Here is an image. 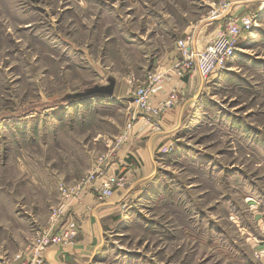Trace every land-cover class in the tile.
Here are the masks:
<instances>
[{"label":"rangeland","instance_id":"1","mask_svg":"<svg viewBox=\"0 0 264 264\" xmlns=\"http://www.w3.org/2000/svg\"><path fill=\"white\" fill-rule=\"evenodd\" d=\"M91 2L0 0V264L36 261L30 244L59 186L112 149L153 70L149 35L103 26ZM241 12L257 18L241 55L199 92L86 264H261L249 240L251 206L264 211V7Z\"/></svg>","mask_w":264,"mask_h":264},{"label":"crops","instance_id":"2","mask_svg":"<svg viewBox=\"0 0 264 264\" xmlns=\"http://www.w3.org/2000/svg\"><path fill=\"white\" fill-rule=\"evenodd\" d=\"M91 1L93 2L88 3L91 5V9L102 12L92 15V17L103 20V26L131 27L124 33L135 39L138 38L140 42H144V37L149 35L148 41L154 45L151 69L162 73L158 82L159 88L150 97L152 104H159L173 91L179 94L181 102L167 109L156 119L148 115L137 116L140 112L137 109L133 111L132 117L135 115L136 118L127 140L119 142L118 138L122 132L117 134L114 146L103 155L106 158L101 166V172L97 173L95 180L83 190L82 204L74 203L75 213L72 216L79 220L81 226L75 244L66 247H49L43 256L45 264H86L91 261L92 256L102 244L105 227L111 226L114 218L123 216L125 202L142 191L141 187L153 178L155 173L154 157L157 149L171 141L184 117L196 104L199 92L205 88L206 83L199 74H187L183 77L177 74L181 54L178 56V53L173 49L176 40L189 36L191 47L196 50L205 46L217 29L225 24L223 18H218L212 23L207 20L206 14L214 0ZM253 6L238 1L233 6V12L242 13L241 11H247ZM139 26L140 28L146 27V30L141 32L138 29ZM134 42L136 41L134 40ZM199 43L202 45L199 46ZM238 49L243 50L242 46L240 48L238 46ZM239 55L241 54L235 53L231 62ZM153 70L152 72H154ZM140 73L141 75H136L137 78L141 83H146L147 77L143 76L144 72L140 71ZM96 162L91 166L89 172L96 167ZM117 174H125V185L116 189L111 196L101 202L97 198L96 187ZM59 178L65 179L70 184L78 181L71 176L63 178L62 175ZM252 204L250 203V205ZM254 207L258 206H254V204L251 206L254 211L256 230L254 233L252 232L254 236L249 241L255 256V251L264 247V211L258 213ZM45 220V216H39L37 223L39 222L41 225ZM257 259L261 264H264V255ZM24 261L12 260V264H24ZM26 263L28 264V262ZM29 264L38 263L33 261Z\"/></svg>","mask_w":264,"mask_h":264},{"label":"built area","instance_id":"3","mask_svg":"<svg viewBox=\"0 0 264 264\" xmlns=\"http://www.w3.org/2000/svg\"><path fill=\"white\" fill-rule=\"evenodd\" d=\"M238 1H241L243 4H256L259 8L264 7V0H221L217 6H212L207 20L212 23L218 18H223L225 24L217 29L216 33L201 50H194L191 47L190 37L177 41V48L181 53V60L178 64L180 67L177 69L178 75L183 77L187 74L197 73L207 83L234 56L240 40L252 30V27L257 22L255 12L243 14L233 12V6ZM161 74L156 71L151 72L148 83L139 85L133 97V102L139 112L152 116L155 119L160 117L167 109L181 102L179 94L173 91L159 104H152L150 97L159 88L158 82ZM135 118L136 116L134 115L130 119L126 129H124L118 138L119 142L127 140L133 128ZM105 158V156H101L96 162V167L79 183L72 186L66 184L59 186L60 201L52 208L48 224L35 233L30 244L31 250L36 255V262L38 264H45L44 259H42L43 253L49 247H66L75 244L81 226L79 220L72 216L75 213L74 203L82 204L81 194L88 184L95 180L96 174L101 172V166ZM137 163H139L138 160ZM125 183V174H119L103 181L101 185L96 187L97 198L100 201H105L116 189L124 186ZM262 255H264V247L258 248L255 251L256 258H260Z\"/></svg>","mask_w":264,"mask_h":264},{"label":"water","instance_id":"4","mask_svg":"<svg viewBox=\"0 0 264 264\" xmlns=\"http://www.w3.org/2000/svg\"><path fill=\"white\" fill-rule=\"evenodd\" d=\"M81 95V94H80ZM83 96H86V94H82ZM76 96H79V95H76Z\"/></svg>","mask_w":264,"mask_h":264}]
</instances>
